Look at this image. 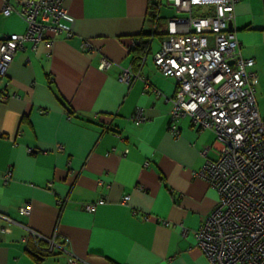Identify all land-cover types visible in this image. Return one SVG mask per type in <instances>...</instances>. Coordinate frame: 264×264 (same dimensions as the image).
Returning a JSON list of instances; mask_svg holds the SVG:
<instances>
[{
    "label": "crops",
    "instance_id": "1",
    "mask_svg": "<svg viewBox=\"0 0 264 264\" xmlns=\"http://www.w3.org/2000/svg\"><path fill=\"white\" fill-rule=\"evenodd\" d=\"M3 3L0 38L24 34L27 24L4 16ZM149 4L65 0L71 36L27 43L0 77V264H69L72 255L85 264H210L194 233L218 193L199 172L201 152L215 159L221 145L189 117L179 139L170 133L166 98L179 85L154 63L168 35L140 49L155 30ZM233 30L243 56L258 55L264 0H240ZM124 69L131 83L120 80ZM139 107L146 122L132 120ZM26 204L29 215L20 212ZM55 236L65 251L51 248Z\"/></svg>",
    "mask_w": 264,
    "mask_h": 264
},
{
    "label": "built area",
    "instance_id": "2",
    "mask_svg": "<svg viewBox=\"0 0 264 264\" xmlns=\"http://www.w3.org/2000/svg\"><path fill=\"white\" fill-rule=\"evenodd\" d=\"M166 2L177 14L190 13L169 18L168 37L154 55L157 68L179 85L176 95L166 98L171 104L169 131L179 139V123L189 117L199 129L212 130L221 145L215 159L208 157L209 148L201 152L206 162L199 176L217 190L218 202L195 231L197 244L210 264H264V119L256 102L260 84L256 60L243 56L231 28L240 0ZM196 6L203 8L198 16L193 15ZM3 14H17L27 28L24 34L0 38V77L7 75L16 52L27 43L50 44L63 34L71 36L73 19L65 0H4ZM139 45L135 40L132 48ZM109 63L103 58L102 67ZM133 78L130 69L120 75L125 83ZM132 120L146 122L144 109L137 108ZM11 174L3 176L5 184ZM130 199L125 196L123 202ZM86 209L94 212L96 204ZM30 211L28 204L20 210L28 215ZM50 242L52 249L66 250L67 240L58 243L55 236ZM69 264L85 262L72 255Z\"/></svg>",
    "mask_w": 264,
    "mask_h": 264
},
{
    "label": "rangeland",
    "instance_id": "3",
    "mask_svg": "<svg viewBox=\"0 0 264 264\" xmlns=\"http://www.w3.org/2000/svg\"><path fill=\"white\" fill-rule=\"evenodd\" d=\"M163 9L162 10V17H166V18H170L171 16H182V17H190V13H184V14H177L176 10L175 9H169L166 5V1L163 2V6H162ZM193 15L194 16H198V12H201L203 11V8L202 7H194L193 8ZM158 42L157 40L155 41V46L154 48L157 47ZM153 57V56H152ZM245 58L247 57H254V59L256 60V64L257 66L254 68V71H256L259 75V78H260V84L258 85L257 87V93H256V102H257V105H258V108H259V111H260V115L261 117L264 119V47L259 51V54L256 55V54H247V55H244Z\"/></svg>",
    "mask_w": 264,
    "mask_h": 264
},
{
    "label": "trees",
    "instance_id": "4",
    "mask_svg": "<svg viewBox=\"0 0 264 264\" xmlns=\"http://www.w3.org/2000/svg\"><path fill=\"white\" fill-rule=\"evenodd\" d=\"M161 7H162V0H150L149 4V12L151 20L153 21V25H155V30L153 32H146V42L143 41L141 50H143L145 53L147 49L149 48V45L151 43V37L154 36H167L168 31L165 30L164 27L166 26L168 28V20L161 16ZM143 36V35H141Z\"/></svg>",
    "mask_w": 264,
    "mask_h": 264
},
{
    "label": "water",
    "instance_id": "5",
    "mask_svg": "<svg viewBox=\"0 0 264 264\" xmlns=\"http://www.w3.org/2000/svg\"><path fill=\"white\" fill-rule=\"evenodd\" d=\"M231 28H233V24H231Z\"/></svg>",
    "mask_w": 264,
    "mask_h": 264
}]
</instances>
